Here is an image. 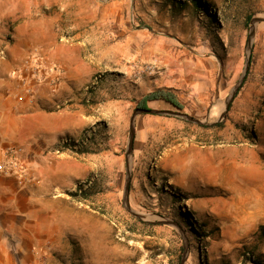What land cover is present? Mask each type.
I'll return each instance as SVG.
<instances>
[{"label":"rangeland","instance_id":"rangeland-1","mask_svg":"<svg viewBox=\"0 0 264 264\" xmlns=\"http://www.w3.org/2000/svg\"><path fill=\"white\" fill-rule=\"evenodd\" d=\"M202 1L0 0V65L19 79L29 58L46 67L55 109L70 111L74 129L43 174L59 188L38 249L16 235L25 247L7 249L12 264L264 261V20L252 21L264 18V0ZM253 25L249 70L225 112ZM158 89L184 108L157 100L150 109L206 124L137 114L129 199L138 216L125 206L130 121Z\"/></svg>","mask_w":264,"mask_h":264},{"label":"crops","instance_id":"crops-1","mask_svg":"<svg viewBox=\"0 0 264 264\" xmlns=\"http://www.w3.org/2000/svg\"><path fill=\"white\" fill-rule=\"evenodd\" d=\"M11 69L7 63L0 65V161L7 159L11 148H17L28 168L23 179L0 173V264H12L7 249H24L21 240L13 242L16 235L23 238L28 234L26 249H38L42 224L49 219L56 201L50 193L59 188L57 182L47 181L43 174L54 170L56 158L62 155L56 148L60 137L74 132L70 111L55 109L59 105L50 94L51 83L36 85L32 98L22 86V78H16Z\"/></svg>","mask_w":264,"mask_h":264},{"label":"built area","instance_id":"built-area-1","mask_svg":"<svg viewBox=\"0 0 264 264\" xmlns=\"http://www.w3.org/2000/svg\"><path fill=\"white\" fill-rule=\"evenodd\" d=\"M2 57L6 56L4 49L0 51ZM24 69L29 70V79L27 76H22V86L25 88L27 94L34 98L35 97V86L39 83L45 81L52 83L54 79H51V75L48 73V69L43 67L39 62H34L32 59H27L24 63ZM50 71L54 72V77L62 75V70L60 68H51ZM56 74V76H55ZM53 75V74H52ZM55 81V80H54ZM53 81V82H54ZM21 149L11 148L8 152V157L4 161H0V173L5 174H15L21 179L24 178L26 169L20 158Z\"/></svg>","mask_w":264,"mask_h":264},{"label":"water","instance_id":"water-1","mask_svg":"<svg viewBox=\"0 0 264 264\" xmlns=\"http://www.w3.org/2000/svg\"><path fill=\"white\" fill-rule=\"evenodd\" d=\"M264 20V18H261V17H257V18H254L252 21L253 23L255 22H259V21H262ZM254 32H255V26L253 25L251 31H250V35H249V52H248V55H247V62H246V67H245V71L240 79V82L239 84L237 85V87L234 89V91L232 92V94L230 95V97L228 98L227 100V103H226V107H225V112L228 111L229 107H230V104L231 102L233 101L237 91L239 90V87L241 86V84L243 83L244 81V78L246 77L247 75V72L249 70V66H250V63H251V53H252V37L254 35ZM148 112H155V113H162V114H167V115H174V116H177V117H180V118H183V119H187V120H190V121H193L195 123H198V124H206V122L204 121H201L200 119H197L187 113H184L180 110H153V109H141V108H137L132 117H131V121H130V140H129V147H128V151H127V180H126V185H125V206L126 208L131 211L132 213L136 214L139 216L138 213L134 212L132 210V207H131V204H130V199H129V186H130V180H131V164H130V155L132 153V150H133V144H134V138H135V119H136V116L138 113H148ZM161 222H164L166 224H169V225H173V221L171 220H166V221H161ZM184 260V259H183ZM182 264H183V261H182Z\"/></svg>","mask_w":264,"mask_h":264},{"label":"trees","instance_id":"trees-1","mask_svg":"<svg viewBox=\"0 0 264 264\" xmlns=\"http://www.w3.org/2000/svg\"><path fill=\"white\" fill-rule=\"evenodd\" d=\"M195 4L197 6H200L203 4L202 0H194ZM251 19V17H249V20ZM157 100H164L174 106H176L179 109H183V104L180 102V100L178 99V97L171 91V90H167V89H158V90H154L152 92H149L147 94H145L144 96L141 97V99L137 102V108H141V109H150L149 108V103L152 101H157ZM231 107V104H230ZM229 107V108H230ZM215 126H220L223 127L224 123H215ZM80 194H83L84 198H88L89 195L86 194V191H84L82 188L80 189ZM79 193L78 192H71V195L77 196ZM264 229V227H262ZM255 264H264V261H255Z\"/></svg>","mask_w":264,"mask_h":264}]
</instances>
